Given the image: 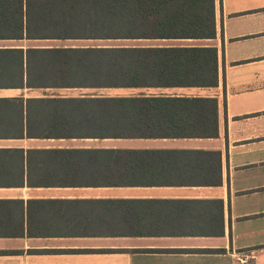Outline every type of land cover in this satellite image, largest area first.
<instances>
[{
    "label": "crops",
    "instance_id": "crops-1",
    "mask_svg": "<svg viewBox=\"0 0 264 264\" xmlns=\"http://www.w3.org/2000/svg\"><path fill=\"white\" fill-rule=\"evenodd\" d=\"M214 4V38L133 44L214 46L213 87H30L28 75L51 71L47 57L29 58V48L110 44L0 39V49H21L0 53V264H264V0ZM109 95L215 98L217 133L43 134L75 118L72 104L56 99ZM71 149H94L86 155L95 157L141 151L131 155H148L150 166H128L139 174L124 183L102 160H66L81 155Z\"/></svg>",
    "mask_w": 264,
    "mask_h": 264
},
{
    "label": "trees",
    "instance_id": "trees-1",
    "mask_svg": "<svg viewBox=\"0 0 264 264\" xmlns=\"http://www.w3.org/2000/svg\"><path fill=\"white\" fill-rule=\"evenodd\" d=\"M214 7V0H0V39H208L216 35ZM20 50L0 49V53ZM26 52L29 58L47 57L51 71L28 75L30 87H213L218 83L214 46L94 45ZM55 101L71 103L75 118L46 126L45 135L52 132L50 128L56 135L99 138L217 133V102L211 97L109 95ZM27 134H32L28 126ZM71 150L81 155L66 160L97 165L95 161L102 160L110 174L116 175L113 168L124 183H134L139 174L128 166H150L148 155H131L141 151L104 149L106 155L95 157L86 155L94 149ZM121 168L125 169L121 172Z\"/></svg>",
    "mask_w": 264,
    "mask_h": 264
},
{
    "label": "rangeland",
    "instance_id": "rangeland-1",
    "mask_svg": "<svg viewBox=\"0 0 264 264\" xmlns=\"http://www.w3.org/2000/svg\"><path fill=\"white\" fill-rule=\"evenodd\" d=\"M135 42L134 40H107L106 42H99L98 44H110V45H133ZM110 94H117L116 92H110ZM130 140H124L122 143H127ZM132 141V140H131ZM132 145H140L142 144L141 140L132 141Z\"/></svg>",
    "mask_w": 264,
    "mask_h": 264
}]
</instances>
